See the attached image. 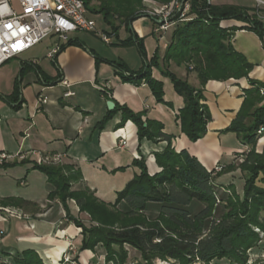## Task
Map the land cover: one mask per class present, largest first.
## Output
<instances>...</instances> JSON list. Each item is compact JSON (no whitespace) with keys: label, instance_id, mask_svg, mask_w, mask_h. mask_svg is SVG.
Returning <instances> with one entry per match:
<instances>
[{"label":"crops","instance_id":"1","mask_svg":"<svg viewBox=\"0 0 264 264\" xmlns=\"http://www.w3.org/2000/svg\"><path fill=\"white\" fill-rule=\"evenodd\" d=\"M209 1L217 6L245 7L251 16L256 17L255 0ZM11 4L20 10L19 0H11ZM145 5L151 9L160 3L145 0ZM260 15L264 23V7ZM145 17L149 19L141 18L136 21L138 25H132L141 37L156 34L157 19L150 14ZM147 20L151 23L148 24ZM222 24L233 26L243 22L226 20ZM81 32L85 31L71 33L69 39H78L83 45H69L54 59L47 56L50 49L58 42L62 45L68 42L60 41L57 35L49 36L0 66V152L9 155L30 152L23 159L10 157L6 160L16 165L0 167V198L15 197L27 202L22 206L0 203V231H3L0 264H14L16 255L28 249L36 251L44 264H60L70 245L79 247L77 241L81 238V228L68 221L67 212L58 199L49 198L52 185L47 176L34 167L35 152L65 154L63 163L74 165L83 175L82 180L73 182L72 189L88 186L99 199L110 204L115 203L118 192L139 172L132 164L134 159L144 157L151 175L162 170L156 161V153L167 146V140L154 142L144 139L140 142L138 128L133 121L119 125L121 112L109 119L102 129L99 128L98 123L110 111L107 106L109 100L127 105L136 112L144 111L143 118L162 121L164 132L174 135L171 142L176 151L188 150L208 170L218 164L224 165L226 170L220 172L222 174L215 180L220 191L225 192L227 185L234 184L238 193H243L245 179L238 166L239 157L250 146L241 142L235 132L224 130L231 125L242 106L244 89L251 86L248 79L209 80L203 87L196 72L184 65L167 64L179 77L202 88L204 103L211 113L205 136L192 141L181 132L176 122L169 124L166 121L171 114V118L178 114L184 103L183 97L174 92L169 96L166 92L165 100L173 105L171 111V106L156 102L148 85L123 82L110 61H122L134 71L140 68L131 65L132 59H112L99 48V43ZM113 35L119 37L120 33ZM231 42L254 64L250 77L264 82V39L243 28L233 34ZM98 56L102 57L99 61L96 59ZM161 65L163 63L158 66L159 71L152 69L153 76L163 78ZM64 80L70 85L66 86ZM67 91L74 94L65 96ZM40 96L47 97V102L39 105ZM121 138L127 140L125 146L119 145ZM263 145L264 138L258 142L257 150ZM230 165L236 168L227 170ZM121 167L124 169L115 171ZM203 206L198 200H193L190 205L194 212ZM68 207L72 216L88 225L91 223L89 215L80 211L75 200H70ZM159 211V204L151 203L146 213L157 216ZM95 257L100 262L105 254L83 250L79 253L78 262L94 263Z\"/></svg>","mask_w":264,"mask_h":264},{"label":"trees","instance_id":"2","mask_svg":"<svg viewBox=\"0 0 264 264\" xmlns=\"http://www.w3.org/2000/svg\"><path fill=\"white\" fill-rule=\"evenodd\" d=\"M84 1L88 10L104 15L114 34L121 26L131 27L133 38L121 43H135L146 58L143 39L132 29L133 21L146 9L145 0H95V6H91L92 0ZM154 1L168 4L172 0ZM187 1L191 3L190 19L178 21L173 26L172 38L163 59L164 68L161 69L163 78L152 73V66H160L157 54L150 62L145 59V66L135 71L122 61L110 63L123 82L146 84L157 103L173 106L165 100L167 85L164 78L168 79L174 93L184 100L175 122L192 141L205 136L211 113L204 103L202 88L179 77L167 64L173 62L187 68L192 65L203 87L209 80L248 79L251 86L244 89L242 106L231 125L224 130L235 132L241 142L250 146L238 165L245 179L244 190L240 194L236 186L230 184L227 187L229 192L220 195L215 180L222 173L214 176L211 169L205 168L188 150L176 151L171 142L174 135L164 132L162 121L150 117L144 119V111L136 112L116 102L115 107L98 123L99 128L102 129L109 119L121 112L119 125L133 121L138 128L140 142L144 139L154 142L167 140V146L156 153V161L162 168L160 172L151 175L144 157L134 159L132 164L139 172L118 192L116 202L110 204L99 199L88 186L72 189L73 182L83 179L81 171L76 170L74 165H34L52 185L49 198L58 199L67 212L68 221L82 228L79 251H94L102 245L106 261L113 264H128L127 245L140 251L138 264H154L156 259L175 260L179 264H212L215 259H227L230 264H249V250L262 240L255 228L264 232V145L261 151L257 150L259 139L264 137V131L259 133L261 127L264 129V82L250 77L254 64L236 50L231 37L244 28L264 39V23L251 16L245 7L217 6L209 0ZM173 19L178 20V15ZM226 20H237L243 24L224 26L222 22ZM69 45L83 44L78 39H69L61 50ZM16 164L2 162L0 167ZM235 168V165H230L227 170ZM72 199L81 212L89 215V225L71 215L68 203ZM193 200L202 202L204 206L194 212L190 207ZM3 202L17 206L27 203L15 197L0 198V203ZM121 203L126 205V210L118 207ZM151 203L159 204L157 216L146 213ZM219 208L222 212L218 216ZM14 264L44 262L36 251L28 249L16 255Z\"/></svg>","mask_w":264,"mask_h":264},{"label":"built area","instance_id":"3","mask_svg":"<svg viewBox=\"0 0 264 264\" xmlns=\"http://www.w3.org/2000/svg\"><path fill=\"white\" fill-rule=\"evenodd\" d=\"M256 1V18L262 20L260 15L261 8L264 7V0ZM20 10H16L11 0L0 1V66L28 51L44 39L52 35H57L60 41L69 40V35L77 31H90L100 35L107 43H112L110 34L101 32L97 29L96 22L89 16V10L84 0H19ZM191 3L187 0H172L168 4H160L157 8L150 11V15L157 19L155 33H165L178 21L190 19L189 12ZM178 15V20L173 19ZM161 35V34H160ZM62 44L56 43L48 52V57L54 59L61 50ZM66 86L70 84L64 80ZM263 92V90H262ZM71 91L64 93L65 96L73 95ZM47 97L38 98L39 105L47 102ZM145 119V118H144ZM263 127L260 128L261 133ZM127 140L121 138L119 145L125 146ZM34 152V151H33ZM30 152H18L9 155L0 152V163L6 162L10 157L25 158ZM35 164H60L64 161L65 154L55 153H36ZM244 158L242 157L241 161ZM222 164L216 165L211 169L213 175L222 171ZM218 202L220 199L218 198ZM3 231H0V237ZM77 248L70 245L64 252L60 264L74 263L73 257L77 254ZM92 264V263H90Z\"/></svg>","mask_w":264,"mask_h":264},{"label":"rangeland","instance_id":"4","mask_svg":"<svg viewBox=\"0 0 264 264\" xmlns=\"http://www.w3.org/2000/svg\"><path fill=\"white\" fill-rule=\"evenodd\" d=\"M144 3H145V1H144ZM95 5H97V2L95 0H92L91 1V6H95ZM153 9L154 8L150 9L149 7L146 6V9L144 10L143 15H140L139 19H136L135 21H133L132 25L133 26L138 25L137 24L138 22H136V21L140 20L141 18L149 19L148 17H145V15L146 14H150V11H152ZM248 13H249V11H248ZM89 16L92 17L95 20L97 29L99 31L107 32V34H110L112 36L113 42L112 43H107V42H105L103 40V38L100 35H98L97 33H94V32H90V31L81 32L82 35H89L90 37H92V39L94 41H96L97 43L100 44L99 48L102 51H104V53L106 55L112 56L113 57L112 59H132L131 65L134 66V68H138V67L141 68V67L145 66V63H146L145 59L148 62H150L151 59H153L154 55L157 54L160 64L163 63V59H164L166 51H167V46L170 43L171 38H172V33H173V30H174V27H171V29H169V31L164 33L162 36L160 34H158V33H156V34H147V35L142 36V37L138 35L140 38L143 39L145 55H146V58H145L142 55L141 51L139 50L138 46L135 43L132 44V45H123L121 43V41H125L127 39H132L133 38V31L131 30V27L128 29L125 26H121L119 28L120 35L118 37L117 35H113L114 34L113 27H112V25H110L105 20L104 15L102 13H97V12H93V11L89 10ZM141 16H144V17H141ZM150 21L151 20H147V23L150 24L151 23ZM76 46H79V45H76ZM94 54H96V53H94ZM97 58L102 59V57H99V56L96 57V59ZM136 59H137V61H136ZM181 66H183V65H181ZM155 68H156V70H158L157 66H152V69H155ZM161 68H164V67L161 65ZM192 68H193V66L191 65L187 69L190 70V71H194ZM164 79L166 81L168 80L166 78H164ZM166 85H167V88H168L167 93L169 94V96H172V93L174 92L173 85L171 84V82L169 80L167 81ZM179 103H181V100L179 101ZM169 109L171 111H173L172 106L169 107ZM171 115L166 120L167 123H169V124H172V123L175 122V116H173L171 118ZM263 131H264V129L262 130V132ZM262 138H264V137H262ZM262 138H260L259 141ZM258 151H261V149H259ZM242 157L245 158V153L242 154L239 157L240 158V162H241ZM223 170H224V168L222 169V171ZM229 185H227V187ZM227 187H225V188H227ZM217 190H218V193L220 195H223L226 192H229L228 188L225 189V192L220 191L218 188H217ZM95 195H96V193H95ZM118 207L121 210H126L127 209V207H126V205L124 203H121ZM221 212H222V210H221V208H219L217 215L219 216L221 214ZM255 230L260 232L262 240L258 243V245L256 247H254V248L249 250V252H248L249 253L248 263L249 264H264V232H262L259 228H255ZM81 231H82V228H81ZM81 242H82V239L81 238L78 239V241H77L78 246H81ZM127 248L129 250L128 264H138V261L141 260L140 251L138 249L132 248V247H130L128 245H127ZM77 250H78L77 254L73 257V260L75 262L72 263V264H79L78 259L75 260V257H79V253H80L79 249H77ZM91 251H93V250H91ZM93 252L96 253V254L105 253V248L102 245H98ZM94 260H95V262L92 263V264H113L112 262L106 261L105 258L103 260H101L100 262H98L96 257H95ZM66 264H69V263H66ZM154 264H179V263H177L175 260L156 259L154 261ZM197 264H199V263H197ZM212 264H230V262L227 259H215L214 261H212Z\"/></svg>","mask_w":264,"mask_h":264},{"label":"water","instance_id":"5","mask_svg":"<svg viewBox=\"0 0 264 264\" xmlns=\"http://www.w3.org/2000/svg\"><path fill=\"white\" fill-rule=\"evenodd\" d=\"M140 17V16H139ZM115 102L114 101H112V100H109L108 102H107V106H108V109L109 110H112L114 107H115Z\"/></svg>","mask_w":264,"mask_h":264}]
</instances>
